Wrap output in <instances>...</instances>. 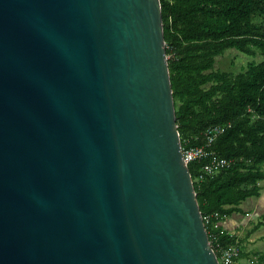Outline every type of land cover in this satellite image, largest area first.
<instances>
[{
    "label": "water",
    "instance_id": "95a60500",
    "mask_svg": "<svg viewBox=\"0 0 264 264\" xmlns=\"http://www.w3.org/2000/svg\"><path fill=\"white\" fill-rule=\"evenodd\" d=\"M0 264H220L160 0H0Z\"/></svg>",
    "mask_w": 264,
    "mask_h": 264
},
{
    "label": "trees",
    "instance_id": "16d2710c",
    "mask_svg": "<svg viewBox=\"0 0 264 264\" xmlns=\"http://www.w3.org/2000/svg\"><path fill=\"white\" fill-rule=\"evenodd\" d=\"M163 35L182 146H200L208 126L226 127L214 150L235 162L196 181L198 163H189L196 200L211 246L233 242L219 222L241 213V204L260 196L264 182V0H160ZM235 50L250 56L237 73L216 67ZM236 52V53H237ZM232 53V52H230ZM242 69V68H241ZM264 226V214L254 230ZM243 251L235 260L247 259ZM257 264H264V253Z\"/></svg>",
    "mask_w": 264,
    "mask_h": 264
},
{
    "label": "built area",
    "instance_id": "2783aa9c",
    "mask_svg": "<svg viewBox=\"0 0 264 264\" xmlns=\"http://www.w3.org/2000/svg\"><path fill=\"white\" fill-rule=\"evenodd\" d=\"M227 127V126H226ZM226 127L221 125L208 126L203 132H201V137L203 143L200 146H187V141L185 145H181V153L185 163H198L200 164L199 169L196 173V181H203L208 177L216 175L219 171L229 168L234 162V159H227L219 156L214 150V144L220 134L224 132ZM218 217L217 214L202 216L204 223H209L212 218ZM221 234H227L233 242L221 246L216 242L214 247L218 253V261L220 264H243L242 260H235L240 251V241L239 236L234 232H225ZM257 262L256 257L247 260L246 264H255Z\"/></svg>",
    "mask_w": 264,
    "mask_h": 264
},
{
    "label": "rangeland",
    "instance_id": "374dc122",
    "mask_svg": "<svg viewBox=\"0 0 264 264\" xmlns=\"http://www.w3.org/2000/svg\"><path fill=\"white\" fill-rule=\"evenodd\" d=\"M236 52L237 51L235 50L226 51L225 55L217 58L216 67L221 70H228L237 73L240 70L244 69L247 62L253 60V58L250 56ZM258 185L261 187V197H258L260 199L258 200V198H250L247 201L248 203H250V201H253L255 204L259 202L260 208H255L253 210L252 208H250L248 203L247 205L246 203L241 204V208L243 207V209H245V211H248V213H243L240 215H242L243 218H248V220L246 218H242L246 223L245 226L239 227L234 230L232 229V231L239 236L240 249L241 251H243V253H249V251H252L260 254L264 252V226L254 230L256 223L260 220L259 215L264 213V182H260ZM249 210H251L253 216L250 215ZM228 218L229 217H227L225 220H227ZM223 221H221V223ZM253 256V254L246 255L245 257H247V259H242L241 263L246 264L247 260L253 258ZM255 264H257V262Z\"/></svg>",
    "mask_w": 264,
    "mask_h": 264
},
{
    "label": "crops",
    "instance_id": "0c3cea01",
    "mask_svg": "<svg viewBox=\"0 0 264 264\" xmlns=\"http://www.w3.org/2000/svg\"><path fill=\"white\" fill-rule=\"evenodd\" d=\"M259 197H261V196H259ZM260 198H258V200H259ZM246 203V205H247V203H248V201H246L245 202ZM248 205L250 206V208H252L253 210L255 209V208H257V209H259L260 208V203L259 202H257L256 204L253 202V201H250V203H248ZM240 208H241V206H240ZM241 210H242V212L241 213H236V214H233V215H231L227 220H225V221H223L222 223L221 222H219V226L221 227V229L223 230V231H225V232H233L232 231V229L234 230V229H237V228H239V227H243V226H245V221L243 220V219H245V218H243V216L242 215H240V214H243V213H248V211H245V209H243V207L241 208ZM250 211V215L251 216H253V214H252V212H251V210H249ZM264 214V213H263ZM263 214H261V215H259L260 217L263 215ZM243 218V219H242ZM247 220H248V218H246ZM264 253V252H263ZM263 253H260V254H263ZM245 255H248V254H253L254 256L253 257H256V259H257V256L256 255H258L259 253H255V252H252V251H249V253H244Z\"/></svg>",
    "mask_w": 264,
    "mask_h": 264
},
{
    "label": "clouds",
    "instance_id": "9594fccd",
    "mask_svg": "<svg viewBox=\"0 0 264 264\" xmlns=\"http://www.w3.org/2000/svg\"><path fill=\"white\" fill-rule=\"evenodd\" d=\"M182 145V144H181ZM188 166V165H187ZM226 219V218H225ZM224 220V219H223ZM211 243V242H210ZM212 247V246H211ZM214 250V249H213Z\"/></svg>",
    "mask_w": 264,
    "mask_h": 264
}]
</instances>
